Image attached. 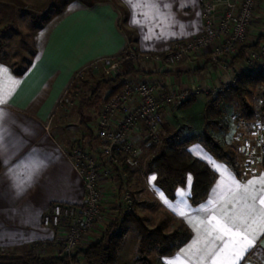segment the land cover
Listing matches in <instances>:
<instances>
[{
	"label": "crops",
	"instance_id": "1",
	"mask_svg": "<svg viewBox=\"0 0 264 264\" xmlns=\"http://www.w3.org/2000/svg\"><path fill=\"white\" fill-rule=\"evenodd\" d=\"M201 3L202 0L68 1L36 31V53L22 75L0 59V253L20 255L34 248L40 255H57L66 229L45 225L44 216L54 203L81 205L84 201L83 181L67 149L78 143L95 147L98 138L88 130L68 145L62 130L53 128L55 113L77 75L100 60L117 56L129 45L144 53L163 54L172 49L174 42L199 36L203 31ZM119 5L128 10L126 20ZM208 56L204 50L163 69L143 70L137 77L193 87L220 83L226 77ZM169 109L165 108L164 115L169 114ZM116 115L121 119V114ZM88 126L94 129L92 122ZM144 128L147 129L140 123L129 135L138 152L144 148L140 142ZM189 150L217 173L207 199L200 204L193 205L190 200L192 174L171 198L157 184L155 168L150 163L141 164L137 155L126 156L132 170L130 187L142 206L155 203L192 230L189 241L175 254L162 257L165 264H229L221 250L232 238L217 239L223 235L216 227L217 221L229 227L235 222L233 231L247 228L250 235L261 231L264 169L259 162L257 170L243 173L241 167L238 175L200 141L190 144ZM111 213L115 218L120 214L116 216L114 210ZM139 215L150 228L162 227L166 232L173 229L160 218L151 222L149 215ZM100 236L95 229L86 233L80 248ZM125 237L118 255L123 264L125 255L132 250L122 247ZM42 242L47 245L37 250L35 246ZM257 246L264 250V235H258L237 264H264V260L250 258ZM231 255L234 258V252Z\"/></svg>",
	"mask_w": 264,
	"mask_h": 264
},
{
	"label": "built area",
	"instance_id": "2",
	"mask_svg": "<svg viewBox=\"0 0 264 264\" xmlns=\"http://www.w3.org/2000/svg\"><path fill=\"white\" fill-rule=\"evenodd\" d=\"M201 5L203 31L199 36L190 40H178L174 42L171 50L163 54L144 53L129 45L120 54L111 58L112 74L115 76L124 73L123 62L125 60L142 68L147 64L157 63L162 66V69L170 62L182 61L217 43L211 52V60L224 69L232 70L229 78L219 85L210 83L194 87L168 82L156 84L149 80L139 79L137 76L122 78L123 91L103 103L101 116L93 122L94 132L98 138L97 146L75 144L67 149V154L83 181L85 190L83 203L81 205L54 203L44 216L45 225L66 229L65 238L61 240L63 253L73 254L84 234L102 214L100 189L102 178L115 179L124 208L130 210L133 207L134 198L127 189L126 172L123 171L119 160L123 155L136 156L138 154L137 148L129 138L137 125L143 123L150 136L157 140L165 108L178 106L192 96L203 92L215 98L227 89L236 86L241 75H253L259 71L264 73V40L256 45L254 43L247 50L240 64L234 63L239 56V48L247 43L254 10L258 6H264V0H202ZM118 113L122 117L114 122L113 118ZM256 121L259 128L258 143L262 160L264 157V121L260 117ZM243 123L246 122L243 121ZM45 245L47 242H42L35 248ZM250 258L258 261L264 260L263 248L257 246L250 254ZM71 264L83 263L73 261Z\"/></svg>",
	"mask_w": 264,
	"mask_h": 264
},
{
	"label": "rangeland",
	"instance_id": "3",
	"mask_svg": "<svg viewBox=\"0 0 264 264\" xmlns=\"http://www.w3.org/2000/svg\"><path fill=\"white\" fill-rule=\"evenodd\" d=\"M67 1L70 0H0V18L4 17L12 11L18 12L16 25L8 29L1 36V40L3 42V51H1L0 49L1 59H4L6 62L10 63L12 66L18 69L25 68L28 65L29 61L33 58V51L35 49L34 35L38 30V25L43 21L45 17L56 15L57 11L60 10L63 7L64 3ZM83 1L92 2L94 0ZM263 7L264 6L261 5L258 6L256 10H254V18L249 28V37L246 43L248 46H252L254 43L256 45L257 43L264 40ZM220 14L221 13H219V15ZM216 45L217 43L209 46V48L206 49L209 55V60H211V52L216 47ZM199 52L203 53L204 50ZM238 54L240 55V53ZM246 54L247 52L244 54L243 58L246 56ZM243 58H237L234 63L240 64ZM111 63V58L100 60L93 66H89L84 69L82 74L79 73L69 87L67 93L63 98V101L56 111L53 121V128L55 126L57 129L62 130L60 131L62 132V135L67 138L69 142L67 143L68 145L73 144L76 138L88 131V122L93 123L101 116V106L103 102L97 101L94 103V106L88 108L86 112L84 111L85 115L87 116L86 126V124L81 123V114L79 112V108L81 99L89 98L91 96L93 88L98 81L107 80L114 76L110 68ZM161 67L162 66L157 63L151 65L147 64L144 66V68L140 66L141 69L145 70H152L155 68H157L158 70L161 69ZM217 68L223 72V76L226 78H224L220 83H216L215 85L222 84L223 81L229 78L230 72L232 71L229 69H224L218 64ZM168 83L171 82L169 81ZM156 84L164 83L162 82ZM108 92L109 91H105V95H107ZM261 94L262 90H260L258 94V104L256 106V110L259 111L260 114V116L258 117H261L263 120L264 116L260 112ZM211 99L212 97L207 92H203L202 94L192 96L189 99L192 101L188 100L189 102L187 104L182 103L178 106H171L169 109V114L164 115L163 113L162 115L163 119L160 126L159 139L157 140L153 139L150 136L148 129L144 128L145 133L142 137H140V142H142L141 147L144 148L141 149L137 154V156H139L138 160H141V164L151 163L154 155L161 150L159 141L164 140L163 138H167L173 134L187 136L190 134L198 135L199 133H202L201 130L203 128L202 126L204 125L205 116L204 107L206 103ZM220 106L222 110L220 117L213 120L215 122V125H211L209 127V132L218 140L222 141L226 149L228 147H232L236 150L239 166L240 168L242 167V169H244L243 173L257 170L255 167H257L259 162L261 163L262 161L261 155L259 153V128L257 127L258 122L255 120L252 122L243 123V121L240 120L238 105L235 103L224 101L221 102ZM118 119H120V117H117L116 115L114 117V120L117 121ZM92 130L95 131V129ZM243 135L244 139L242 137ZM124 158H126L125 155L121 156L119 162L122 166L123 171L126 172L127 189L135 198L130 187L129 180V175H131L132 170L130 168V165L128 164L130 172L128 173L126 171L123 163ZM100 187L103 211L95 224L90 229H88L86 233L95 229L100 232V235H102L105 232L106 227L115 220V217L112 216L113 213H111V211L114 210V214H116L117 211L121 213V211H123L124 209V204L120 200L121 198L118 183L115 179L102 178ZM136 209L138 215L140 213L149 215V220L151 222L155 221L156 218H160V220L166 227L172 226L173 229L171 231H164L166 233H172L176 229L180 228L179 220L177 218H172L170 215L168 216L164 209H162L161 206H156L155 203H153L152 205L150 204L144 206H142L141 203H138ZM118 214H116V216ZM128 227L130 229L128 231L127 228L128 234H125V243L122 247L128 246V248H131L132 250L130 255H125L126 260H124V262L126 264H161L163 256H161L159 253V247L155 245L152 246L147 253L149 263L137 261V259L140 257L138 246L140 242V235L135 223L130 221ZM82 240L80 241L78 248L80 246L82 247ZM40 247L42 246H39V248L37 247V250H39ZM60 248V245H58V251ZM120 261L121 259L119 257L117 259V263L123 264Z\"/></svg>",
	"mask_w": 264,
	"mask_h": 264
},
{
	"label": "trees",
	"instance_id": "4",
	"mask_svg": "<svg viewBox=\"0 0 264 264\" xmlns=\"http://www.w3.org/2000/svg\"><path fill=\"white\" fill-rule=\"evenodd\" d=\"M119 7L122 11L124 20H126L128 10L121 5H119ZM60 11L61 9L58 10L57 13ZM51 17L52 16L45 17L38 25V29L42 28ZM17 18V11H12L0 18L1 51H3L1 36L8 29L16 25ZM132 42L133 40L131 39L130 43L132 44ZM250 47L251 46L247 44L242 45L239 48L240 55L238 58H243ZM35 53L36 50L34 49L33 56ZM31 63L32 60L22 69L15 68L10 63L8 64L13 67L16 74L22 75ZM123 66L124 73L122 75H115L110 79L98 81L93 88L91 96L81 99L79 108L81 123L87 126V116L85 112L88 108L94 106L95 102L101 101L105 103L112 96L123 91V77L137 76L142 73V69L131 61L125 60ZM260 90H262L260 112L264 116V73L259 71L253 75L243 74L240 76L236 86L227 89L223 94L212 98L206 103L204 107L205 116L204 125L201 130L202 133L198 135L190 134L187 136L173 134L159 141L161 150L154 155L150 164L158 172L157 184L167 192L169 197L174 198L177 187L184 186L186 184L187 175L192 174L194 180L190 200L193 205H198L207 199L210 189L217 179V173L209 164L194 156L189 150V145L196 141L203 143L216 158L227 161L237 174L241 175V168L238 163L236 150L232 147L226 149L224 143L209 132V127L215 125L213 120L220 117L222 111L220 105L221 102L224 101L238 105L241 121H255L259 118L258 116H260L259 111L256 110ZM105 91H109V93L105 95ZM189 101L183 104H187ZM88 130L91 132V135L94 134V136H96L89 126ZM78 144L81 146L85 145L83 143ZM123 163L126 171L129 173L130 168L126 158L123 159ZM261 166L264 169V157ZM137 204L134 198L133 207L130 210L124 208L119 216L106 227L105 232L97 241L85 248H77L73 254H65L60 248L57 255L44 256L35 253L34 248H32L31 251L24 252L20 255L0 253V264H71L73 261L82 262L83 264H118L119 249L123 244L130 221L136 224L140 235V257L137 261L149 263L147 253L154 245L159 247L161 256H167L175 254L183 244L189 241L192 236V230L183 220H179L180 228L172 233L164 232L162 227L150 228L146 225L145 219L137 214ZM59 245L61 247V242ZM161 264L165 263L161 261Z\"/></svg>",
	"mask_w": 264,
	"mask_h": 264
},
{
	"label": "snow or ice",
	"instance_id": "5",
	"mask_svg": "<svg viewBox=\"0 0 264 264\" xmlns=\"http://www.w3.org/2000/svg\"><path fill=\"white\" fill-rule=\"evenodd\" d=\"M260 203L264 205V198L260 200ZM180 214L183 215V213ZM260 221L261 224L264 225V209L261 210ZM235 226V222H233L232 227L221 224L219 221H217L216 224V227L223 234L222 236L217 237V239H222L223 236H230L232 238L228 243L225 244L224 249L221 250L224 255L228 257L229 264H237V262L243 257V254L253 245V242L255 239H257L258 235H264V227H262L258 234L250 235L247 228H245L243 231H233V227ZM233 252L234 258L231 255Z\"/></svg>",
	"mask_w": 264,
	"mask_h": 264
}]
</instances>
